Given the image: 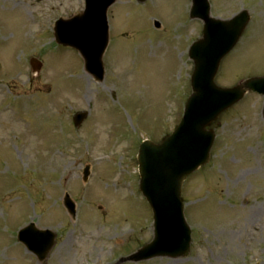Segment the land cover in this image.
Segmentation results:
<instances>
[{
    "label": "rangeland",
    "instance_id": "obj_1",
    "mask_svg": "<svg viewBox=\"0 0 264 264\" xmlns=\"http://www.w3.org/2000/svg\"><path fill=\"white\" fill-rule=\"evenodd\" d=\"M80 1L0 0V264H117L152 239V214L138 191V146L178 124L193 70L187 49L202 26L189 19L190 0H117L108 11L104 78L96 82L75 51L53 41L54 22L79 12ZM209 2L214 18L250 16L217 82L232 87L264 76V0ZM31 58L42 64L33 78ZM260 103L249 94L221 116L211 161L183 185L189 256L143 264L264 259ZM87 111L73 128V115ZM66 193L75 218L62 206ZM28 222L57 236L43 263L16 241Z\"/></svg>",
    "mask_w": 264,
    "mask_h": 264
},
{
    "label": "water",
    "instance_id": "obj_2",
    "mask_svg": "<svg viewBox=\"0 0 264 264\" xmlns=\"http://www.w3.org/2000/svg\"><path fill=\"white\" fill-rule=\"evenodd\" d=\"M114 1L86 0L83 17L60 20L54 29L56 44L79 52L86 71L97 80L103 78L101 58L108 42L105 12ZM190 18L203 22L202 39L193 44L189 53L194 63L192 94L175 132L159 145L145 142L140 147V191L153 212L154 238L129 258L132 262L156 257L176 258L188 253L190 232L183 218L181 188L185 179L208 161L214 133L207 128L221 113L238 103L246 92L264 95V79L248 80L230 90L214 84L221 60L234 48L249 21L247 13L219 22L211 19L207 0H191ZM30 64L34 72L41 68L35 60ZM85 117L86 114L76 115L75 126L79 127ZM87 176L86 171L84 180ZM64 204L73 214L68 198ZM18 240L39 260L45 259L54 244L53 235L37 231L33 225L23 230Z\"/></svg>",
    "mask_w": 264,
    "mask_h": 264
}]
</instances>
